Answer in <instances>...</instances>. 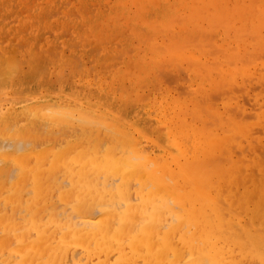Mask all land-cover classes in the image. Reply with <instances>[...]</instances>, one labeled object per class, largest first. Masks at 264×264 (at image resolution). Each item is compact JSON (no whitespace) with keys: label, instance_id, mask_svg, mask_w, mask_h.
<instances>
[{"label":"bare ground","instance_id":"obj_1","mask_svg":"<svg viewBox=\"0 0 264 264\" xmlns=\"http://www.w3.org/2000/svg\"><path fill=\"white\" fill-rule=\"evenodd\" d=\"M10 241L0 264L75 247L264 264V0H0V254Z\"/></svg>","mask_w":264,"mask_h":264},{"label":"rangeland","instance_id":"obj_2","mask_svg":"<svg viewBox=\"0 0 264 264\" xmlns=\"http://www.w3.org/2000/svg\"><path fill=\"white\" fill-rule=\"evenodd\" d=\"M13 24L14 25H18L19 23L18 22H16L15 23V21L13 22ZM184 70V69H183ZM183 73H184V71H183ZM183 77H182V79L184 78V75H182ZM32 143V142H31ZM29 144H30V142L28 143V144H26L27 145V147H29V148H31V147H36L37 146V144L36 143H32V144H30V146H29ZM36 145V146H35ZM24 146V145H23ZM38 148L40 149V147H39V145H38ZM15 175H16V173H14ZM59 178H61V182H64L66 185L68 184L67 182H65V179L64 178H62V177H60L59 176ZM29 190H31V187L29 186L28 188H27V190H26V192H27V194H26V198H24V200L22 201V202H26L30 197H31V195H32V193L31 192H28ZM133 192H135V189H133ZM30 193V194H29ZM29 195V196H28ZM56 202H57V205H60V204H62V205H60V207H62V208H60V210L62 211V212H64V213H66V214H69L70 215V213H71V207H69V206H67L66 204H63V202L62 201H60L58 198H56ZM65 205H66V207H65ZM6 206H8L7 208H6ZM22 206H24V205H22ZM64 206V207H63ZM2 208H3V211H5V212H7V211H9V210H11L12 209V206L10 205H7V204H2V206H1ZM59 207V206H58ZM17 209H21V208H17ZM66 209H68L67 211H66ZM22 210H19V213L17 214V217L19 218L21 215H22V212H21ZM66 211V212H65ZM34 234V235H33ZM33 234H32V236L33 237H35V235H36V233L35 232H33ZM13 242L12 241H10V245H9V247H8V249L6 248L5 249V256L4 257H2L1 258V260H0V262H3V261H5L6 260V258H8L9 260H11V259H13L14 257L13 256H11V253L10 252H8L11 248H13V246H15V244H12ZM81 249V250H80ZM74 250H75V252H74ZM76 250H79L78 252L76 251ZM70 251H71V249H70ZM4 252H2L1 254H0V257H1V255H4ZM8 252V253H7ZM69 252V250L66 252V254H64V257H63V261H64V258L66 257V255H67V253ZM74 252V253H73ZM78 254H77V253ZM70 253V252H69ZM71 255H69L68 254V257L69 256H71V259L72 260H70L69 262H68V264H73V262H71V261H73V255H75L77 258H76V260H78V261H81L82 260V263L83 264H89V262H90V264H93V262H94V260H92L91 258H89L88 257V255H87V253L81 248V247H75V248H73L72 249V251H71V253H70ZM77 254V255H76ZM9 256H11V257H9ZM68 257H66L65 258V261H68ZM83 259H82V258ZM70 258V257H69ZM63 261L61 262V264H67L66 262L65 263H63Z\"/></svg>","mask_w":264,"mask_h":264}]
</instances>
